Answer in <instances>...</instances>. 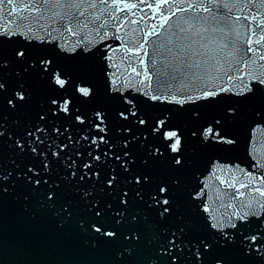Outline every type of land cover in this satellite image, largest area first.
Listing matches in <instances>:
<instances>
[{
  "label": "snow or ice",
  "instance_id": "1",
  "mask_svg": "<svg viewBox=\"0 0 264 264\" xmlns=\"http://www.w3.org/2000/svg\"><path fill=\"white\" fill-rule=\"evenodd\" d=\"M6 2L8 5H13V0H6ZM141 2L143 3V0ZM168 2L169 0H161V3H150L147 8L160 14L163 5ZM172 2L175 3V0ZM260 2L264 4V0ZM4 3L5 0H0V6ZM137 7V4L132 3L120 5L117 0H112L111 4L109 0H24L8 11L7 15L12 19H9L6 26L0 29V218L3 217L7 199L16 193L18 184H23L31 190L32 194L40 193L39 208L51 211L59 220L58 227L64 229L73 216L72 203H63L57 210V190L63 183L71 184L77 176V182L81 185L78 189L80 200L88 205V211L91 213L90 219H81L78 226L82 233L89 237L87 241L93 248L99 247L102 242L112 243L119 239L134 241L137 244L140 242L141 234L135 227H132L130 231H121L122 228L140 223L137 212L129 214L130 194L132 200L145 203L149 209H155L160 220L172 216V191L178 186L179 181L172 179L169 183L166 180L154 178L148 174L147 170L165 162L173 168L185 164L186 143L181 129L170 123L169 116L166 114L153 117L152 124L149 125V118L141 112L137 96L131 91L121 90L124 83L130 82L124 81L113 73L114 78L108 80V92L120 104L117 116L126 124L131 121L136 126H144L153 139L160 142L159 145L151 147L141 144L145 152L140 157V168H133L137 164V159L131 146L140 141V136L134 135L131 127L126 126L119 130L122 144L115 145L109 134L110 130L106 123L107 112L104 109H92L91 115L86 116L78 106L73 107L71 92L74 91L84 99H91L95 94L90 81L86 77L73 79L65 67L58 62L59 59L54 62L53 57L39 54L53 45L60 49V52L84 53L96 38L99 39L103 48L114 51L105 41L123 39L117 33L125 22L139 23L127 17L121 20L115 13H123ZM110 8L112 11L109 10ZM0 12H3L2 7ZM177 12L187 13V15L178 17L176 22L169 25L168 29H165V35L161 36L157 31V25L152 24L147 31H144L143 40L138 47H128L127 43L120 46L124 47L128 54L139 58L140 51L149 42L147 38L156 37V40L152 42L155 46L154 57L167 61L169 66L174 65L168 73L172 76V81L177 83L181 80L186 81L181 85L182 87L191 85L204 88L202 95L195 97L189 95L186 98L187 101L211 102L221 97L222 93H231L229 97H234L236 100L234 105L227 107L223 115L204 121L188 135L193 139L199 137L198 143L202 145L208 143L233 145L236 138L232 137L227 129L229 122L235 120L241 102L254 95L264 94V73L252 75L250 72L241 71L248 68L249 60L255 63L248 54L261 50L253 48L252 45L264 47L262 44L264 19L258 18L257 15L244 16L245 23L241 24L239 22L242 17H233V7H229L223 0H203L201 4L189 3L186 6L177 7L171 15L160 14L162 21L160 27L168 24ZM14 13H20V15L14 16ZM132 15L134 16L135 13ZM13 20L16 21L15 30L8 26ZM252 23L255 24V29ZM110 28L111 35L108 30ZM242 28L247 29L246 39H242ZM257 30L260 34L258 38L253 39L257 35ZM16 37H21L28 43L35 41L33 48L36 49L37 54L34 55L27 45H22L14 51L13 60L5 59L3 41ZM69 38L75 39L70 42ZM144 55H148L147 51ZM105 59L108 57L105 56ZM125 59L129 57L126 56ZM258 59L264 61V54L259 55ZM144 63V59L140 58L139 64L144 65ZM150 63L155 71L157 60L152 59ZM8 68L13 70L14 75L5 72ZM131 72L141 77L137 82L139 85L143 86L145 81H149L143 91V97H147L150 101L168 99L161 95L149 94L152 90L150 83L152 77L147 74L146 69L143 76L135 67L131 68ZM105 75L107 76V73ZM249 76L251 79L246 80L245 78ZM116 80H120L119 85H116ZM172 81L165 80L162 83L165 87H169ZM215 81H221V83L215 85ZM236 82H239L240 86L238 91L233 93ZM34 84L46 90L45 99L41 102L42 111L37 113L36 122L14 121L13 129L9 130L5 117L6 107L13 112H18L30 104L33 100ZM132 86L135 87V85ZM209 86H212L211 90ZM136 90L140 91L139 88ZM171 101L179 105L186 103L185 99L178 100L176 96H172ZM61 113L67 114L66 118L78 121L81 125L88 124L95 131L87 136L74 138L68 127L48 123L49 116L59 117ZM257 118L258 121L264 122V113H257ZM6 131L7 139L10 141L7 145L8 150L14 157L9 161L12 165L9 169L4 167L3 159ZM80 140L86 141L92 149L87 152V159L84 158L85 154L76 147ZM144 140H147L146 136ZM93 145H95L94 148ZM29 157L30 161L25 163L24 160H28ZM102 161L104 163L111 161L115 166L104 171ZM58 164H63L64 169L71 170L62 178L58 175L59 182L52 179L53 169ZM122 174L123 179H121ZM221 183L226 181L221 180ZM86 184L89 187L82 190ZM44 185H47V188ZM227 186L234 188L235 180ZM247 187L248 185L244 183L239 185V188ZM146 188L153 189L147 193V200L145 199ZM97 191L107 196L119 193V207L113 208V204L117 203L116 199L104 200L103 203L100 199H92ZM254 191L264 196V191L260 188ZM234 195L242 197L245 193L237 189ZM29 198V193H25L24 199L27 201ZM244 207H247L249 211H243ZM260 208L264 209V205H260ZM250 215L253 217L258 215L251 203L241 204L228 218L231 231H218L211 240L205 236H199L186 241V228L179 227L175 230H164V243L160 242L154 229L153 235L145 243L158 244L160 254L168 257L170 264H228L227 257L235 255L254 256L264 260V218L256 219L257 223L249 219ZM233 219L235 223L232 222ZM253 223L256 229L255 233L250 235L248 232L251 231ZM217 227V224H211L212 229ZM214 245H218L219 249L223 250L216 256L212 255ZM185 248L191 253L187 260L184 259ZM136 251L134 247L125 246L117 252V256L124 264L125 255L132 257ZM128 264H131V261Z\"/></svg>",
  "mask_w": 264,
  "mask_h": 264
},
{
  "label": "water",
  "instance_id": "2",
  "mask_svg": "<svg viewBox=\"0 0 264 264\" xmlns=\"http://www.w3.org/2000/svg\"><path fill=\"white\" fill-rule=\"evenodd\" d=\"M22 2L24 0H13V5H8L5 0V3L0 6L3 8V12H0V17H2L0 18V29L6 26L9 19H12L8 17V11ZM223 2L227 3L229 7H233V17H242L239 22L241 24L245 23L244 16L257 15L258 18L264 19V4L260 0H223ZM109 3L111 4L112 0H109ZM117 3L120 5L124 3L137 4V8L115 14L121 20L127 17L139 23L129 24L125 22L117 33L123 39H108L105 41L111 45L114 51L103 48L99 39L96 38L84 53L60 52L61 50L53 45L50 49H46L39 54L53 57L54 62L59 59L58 62L65 67L73 79L86 77L90 81L91 86L95 89V94L91 99L81 98L69 89L70 95L73 96V107L78 106L86 116L91 115L92 109H104L107 112L106 123L110 130L109 134L115 145L120 146L122 144L119 130L126 126L131 127L134 135L140 136V141L131 146L137 159V164L133 168H140V157L145 152V148L141 147V144L151 147L159 145L160 142L153 139L149 130L144 126H136L131 121L126 124L117 116L120 104L108 92V80L114 78L113 73L120 76L124 81L130 82L124 83L121 90L131 91L137 96L141 112L149 118V125L152 124L153 117H161L166 114L169 116L170 123L181 129L185 135L186 143L185 164L173 168L165 162L147 170L148 174L154 178L163 179L169 183L172 179L179 181L178 186L172 191L173 214L165 220H160L155 209H149L145 203L132 200L130 194L129 214L137 212L140 216V223L122 228L121 231H130L132 227H135L141 234L140 242L137 244L134 241L119 239L112 243L102 242L99 247L93 248L91 243L87 241L89 237L83 234L78 226L81 219H90L91 215L88 211V205L80 200L78 189L81 185L77 182L78 176L72 180L71 184L63 183L57 190V210L63 203H72L73 216L64 229L58 227L59 220L51 211L39 208L40 193L32 194L28 187L18 184L16 193L7 199L3 217L0 218V264H123L119 260L117 252L125 246L134 247L137 251L132 257H128L126 254L124 264H128L129 261H131V264H170V259L160 254L158 244L148 245L145 243L153 235L154 229L161 243L165 242V229L175 230L179 227L186 228V241L199 236H205L211 240L218 231H231L228 218L241 204L251 203L253 209L257 211L258 215L256 217L250 215L249 219L255 221L258 218H264V209L260 208V205H264V196L254 191L256 188L264 191V122L258 121L257 118V113H264V94L254 95L241 102L235 120L229 122L227 129L230 135L236 138L233 145L218 143L202 145L198 143L199 137L193 139L188 134L211 117L223 115L227 107L234 105L236 100L234 97H229L231 93H222L221 97H217L216 100L211 102L187 101L186 98L189 95L193 97L202 95L204 88L191 85L182 87L181 85L185 84L186 81L181 80L179 83L172 81V76L168 73L170 68H174V65L169 66L167 61L154 57L155 46L152 42L156 40V37L150 36L147 38L149 42L140 51L139 58L128 54L126 49L120 46L127 43L128 47H138L143 40L144 31H147L152 24L157 25V31L161 36L165 35V29L176 22L178 17L185 16L187 13L177 12L176 16L171 17L168 24L163 25L162 28L160 27L162 23L160 14L171 15V12L175 11L177 7H183L189 3L201 4L203 0H175V3L169 0L168 3L163 5L160 14L155 10L148 9L147 5L161 3V0H143V3L141 0H117ZM109 10L112 11V8ZM132 13H135V15L133 16ZM13 15L19 16L20 13H14ZM153 17L155 18L153 19ZM249 23L251 22L249 21ZM8 26L15 30L16 21L13 20L11 25ZM252 27L255 29L254 23H252ZM108 30L111 35L112 29ZM259 34L257 30V35L253 39L258 38ZM247 35V29L242 28V39H246ZM74 39L69 38L70 42ZM89 39H92V37H89ZM35 44V41L28 43L21 37L4 39L5 59L13 60L14 51L22 45H27L35 55L37 54L36 49L33 48ZM252 47L261 50L260 52L248 54V57L254 59L255 63H251V60H249L248 68L241 69V71L259 75L264 73V61L258 59L259 55L264 54V47L255 44ZM145 51H147V56L144 55ZM91 53H95V55H91ZM105 56L108 59H105ZM126 56L131 60L130 64L129 59H125ZM140 58L144 59V65L139 64ZM152 59L157 60L155 71L153 70L154 66L150 63ZM132 67L141 72V76L145 74V69L147 74L151 75L152 90L149 93L150 95H161L162 97H168V99L150 101L147 97H143V91L149 81H145L143 86L139 85L137 82L141 77L135 76L131 72ZM5 72L14 75L11 68L5 69ZM105 73H107V76ZM185 75H190V73H185ZM245 79H251V76ZM165 80L172 81L171 86L165 87L162 83ZM220 83L221 81L214 82L215 85ZM119 84L120 80H116V85ZM132 85H135V87ZM239 86V82H236V87L232 90L233 93L238 91ZM211 87L209 86V90H211ZM137 88L140 89L139 92H137ZM45 96L46 90L34 84L33 100L30 104L24 106L18 112H13L6 107L5 117L8 129H13L14 121L36 122L37 113L42 111L41 102L45 99ZM172 96H176L178 100L185 99L186 103L184 105L176 104L171 101ZM66 116L65 113H61L59 117L49 116L48 123L68 127L74 138L87 136L95 131L88 124L81 125L78 121L66 118ZM145 136L147 137L146 141L144 140ZM5 141L4 167L9 169L12 167L9 161L14 157L10 155L8 150L7 145L10 141L7 139V131ZM76 147L85 154L84 158L87 159V152L92 150L89 148L88 143L80 140ZM92 147L94 148L95 145ZM69 154L71 155V152ZM29 161L30 157L28 160H24L25 163ZM114 166L109 161L104 163L103 170L107 171ZM70 171L64 169L63 164H58L53 169L52 179L59 182L58 175L62 178ZM121 179H123V174ZM221 180L226 181V183H221ZM233 180H235V187L229 188L227 184L232 183ZM241 183L247 184L248 187L239 188ZM44 187L47 188V185H44ZM87 187L89 185L86 184L82 190ZM237 189L244 192L245 195L242 197L234 195ZM151 190L153 189H145L146 200L147 193ZM25 193H29L30 198L27 201L24 199ZM118 196L119 193L107 196L105 193L97 191L92 199H100L102 203L104 200L116 199L117 203L113 204V208L116 209L119 207ZM243 211H249V209L244 207ZM232 222L235 223V219ZM255 222L258 223V221ZM211 224H217V229H212ZM156 225L159 227L156 228ZM255 229L256 225L253 223L248 234H254ZM222 251L218 245H214L212 255L216 256ZM190 255L189 250L185 248L184 259L187 260ZM227 261L228 264H264V260L254 256H228Z\"/></svg>",
  "mask_w": 264,
  "mask_h": 264
}]
</instances>
